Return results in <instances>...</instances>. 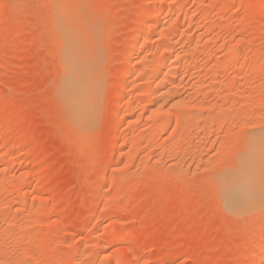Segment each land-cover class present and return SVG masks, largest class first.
Returning <instances> with one entry per match:
<instances>
[{"label":"rangeland","instance_id":"rangeland-1","mask_svg":"<svg viewBox=\"0 0 264 264\" xmlns=\"http://www.w3.org/2000/svg\"><path fill=\"white\" fill-rule=\"evenodd\" d=\"M72 1L97 58L82 131L56 0H0V263L264 264V206L220 190L249 140L264 153V0Z\"/></svg>","mask_w":264,"mask_h":264},{"label":"bare ground","instance_id":"bare-ground-1","mask_svg":"<svg viewBox=\"0 0 264 264\" xmlns=\"http://www.w3.org/2000/svg\"><path fill=\"white\" fill-rule=\"evenodd\" d=\"M54 6H55L56 11H57V20L55 18H53V19H55L58 22L59 26L61 25L62 28L65 27V31H67V34H68V36H66V37H68L71 40V41L69 40V43L70 44H68V46H66L67 48L65 49L66 55H64V56H66V57L62 56V57H64V60H65V58H66V60H68L67 64L66 63L64 64L63 68L65 67L64 70L66 68H68V69H66L67 70V72H66L67 74H68V70L70 72V74H69L70 75L69 76L70 79L67 81V79L69 77L64 78V79H66V83H62V84L65 85V88H63V86H61L62 87L63 94H64L63 96H65L64 99L66 98L64 101L67 100L66 101V104L68 102V106L71 107V109L69 110V108H70L69 107L68 110L71 111L69 113L70 114L69 117L73 121L72 124H74V123L77 124L78 123L81 126V123L82 122L84 124H87V122H84L83 119L86 116H90L91 115V114L89 115V111H88L90 105L94 102V99H91V97H92V94H91V91H92V89H91L92 88L91 87V84H92L91 83V77L92 76L91 75L92 74L91 73L92 72L93 73L95 72V68H93V65H96L97 58H95L94 56H91L92 54L89 55L90 52H87L88 45L86 46L87 49H85V46L83 45L82 40H79V38H78V36H79V35H77V31H78L77 25L78 24H76V20H75L76 14H78V13L75 12V9H76L75 7L76 6H74V2L72 0H56V3H55ZM155 7L150 10L151 11L150 14L149 13L146 14L147 15L146 16L147 18L145 19L144 24L146 25L147 31L148 30L151 31L153 28L157 27V19H156L157 16L156 15H158V13H159L158 11L159 10L157 8L158 11H156ZM160 7H161V5H160ZM52 11H54V10H52ZM77 12H79V11H77ZM170 12H171V10H170ZM170 12L169 11H165V13H166L165 15H168V13H170ZM80 16H77V17L80 18ZM82 22H83V20H82ZM80 25L82 26V24H80ZM83 25L85 26V24H83ZM145 25H143L144 28H145ZM81 28H83V27H81ZM60 29H61V27H60ZM87 29L84 30L85 36H87V34H88L89 35L88 36L89 39L90 38L93 39L92 37H94V36L91 37L90 35H92V34L89 33V32H87L86 31ZM61 30H63V29H61ZM61 30H60V34H62L63 32H65V31H61ZM139 31H140V29L138 30V32ZM136 32H137V30H136ZM78 34H80V33H78ZM63 35H66V33L63 34ZM82 39H85V38L82 37ZM67 42L68 41H66V43ZM138 42L139 41H137V44L135 43V45H134V47H133L132 50L130 48L127 51L130 50V52L133 51V53H137L140 50V48H141V45L140 44L138 45ZM84 44H86V43H84ZM61 47H64V46H61ZM92 47L90 46V48H92ZM89 51L93 52L94 49L93 50H89ZM133 53H131V54H133ZM171 53L172 52H171L170 45L167 46V47L165 46L164 56H163V58H161L162 60H160V58H159L160 61L158 60L157 62H154L153 65L152 64L151 65H147L145 67V69H144V70H146L145 72H148L149 71V73H150V71H154V72H156V74H159V72H161V70H162L161 66L163 67L162 63L165 62L166 60H168L169 57H171L170 56ZM128 55L130 56V54H128ZM136 55H138V53ZM91 57L92 58L94 57V59H96L95 64H94V61H93V59ZM126 57H127V60H130V59H128V56L127 55H126ZM66 60L64 62H66ZM127 60H125V62L122 64L123 65L122 66L123 68H121L122 69L121 71L124 73L123 75H125V76H126V73L129 71L130 67L132 66V65H130V62L127 61ZM64 62H62V64ZM142 70H143V68H142ZM139 71H140V69H139ZM66 73H65V75L67 76ZM95 73H94V75L96 76ZM131 73H132V71H131ZM136 73H138V72H136ZM139 73H141V71ZM151 73H153V72H151ZM127 75H128V73H127ZM154 76H156V75H154ZM157 76L155 78H151L153 80V82H155V81H157V79H159ZM95 79L97 80V77L96 78H93V80H95ZM147 82H149V81H147ZM158 82H160V81H158ZM152 84H154V83L151 82V85L150 84H148V85L152 86ZM95 85H97V81H96V84ZM123 85L124 84H122V86ZM155 85L156 84H154V87H156ZM160 87L157 86L158 89H160ZM163 87H164V85H163ZM120 88H122V87H120ZM63 89H65V90H63ZM93 94L95 95V93H93ZM91 100H92V102H91ZM90 102H91V104H90ZM176 107H179V106H176ZM87 112H88V115H87ZM92 113H93V110H92ZM123 116H124V114H123ZM123 116L121 115V111L119 109V111L115 113L116 122L117 123L122 122ZM90 118H92V117L90 116ZM71 119H70V121H71ZM85 120H87V118ZM89 122L90 123L92 122L91 119L89 120ZM76 124H74V125L76 126ZM84 126L85 125L81 126V128H80L79 125H78L77 127H79L80 130L82 131V128H84ZM91 127H92V125H91ZM91 127H89V128H91ZM84 129H87V125H86V127ZM256 134H260V133H256ZM262 134H264V133H262ZM253 138H254V140L253 139L249 140V143L252 144L251 145L252 148L250 147V144H249V147L250 148L249 147L248 148L250 150L249 149H248L249 151L246 150V152H247V153H245L246 155H244L242 157V159L240 160L238 171L231 177V179L227 183L221 185V187H220V190L222 192L223 199H224L223 201L225 202L224 206L227 207L231 212H233L235 214L237 213V215H238V213H240V215H241V212L244 213L245 210L247 212L248 209H250V211H251L252 209L255 210V209H257L260 206L261 207L264 206L263 205L264 204V153H263L262 148H261V146L263 145V144L261 145V140H262L261 138L262 137L260 135V138L259 137L258 138L253 137ZM250 141H252V142H250ZM111 143H113V142H111ZM251 241L252 240L245 241L244 247H243V251H242V255L243 256L249 255L251 253V250H253L252 249L253 248V242H251ZM258 262H259V259H258ZM256 263L257 262L251 260V263L250 264H256ZM3 264H5V263H3ZM74 264H80V263L75 262Z\"/></svg>","mask_w":264,"mask_h":264}]
</instances>
